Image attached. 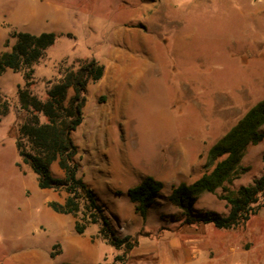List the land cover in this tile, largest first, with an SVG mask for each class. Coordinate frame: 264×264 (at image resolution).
<instances>
[{
	"label": "rangeland",
	"instance_id": "1",
	"mask_svg": "<svg viewBox=\"0 0 264 264\" xmlns=\"http://www.w3.org/2000/svg\"><path fill=\"white\" fill-rule=\"evenodd\" d=\"M61 1L63 13L40 23L21 10L1 23L0 54L15 43L13 33L56 39L35 63L0 75V264H264V206L244 226L218 230L183 225L167 201L172 186L211 171L209 148L264 99V0ZM90 59L104 73L88 83L83 119L71 134L77 176L114 235L136 241L127 252L106 244L98 225L76 234L75 217L48 207L64 192L39 189L15 147L28 118L17 98L25 74L31 70L28 90L44 100L60 71ZM263 154L264 140L246 149L241 167L248 171L231 189L264 173ZM50 171L62 176L56 163ZM146 176L164 188L143 220L126 191ZM220 192L201 193L194 212L227 215Z\"/></svg>",
	"mask_w": 264,
	"mask_h": 264
},
{
	"label": "trees",
	"instance_id": "2",
	"mask_svg": "<svg viewBox=\"0 0 264 264\" xmlns=\"http://www.w3.org/2000/svg\"><path fill=\"white\" fill-rule=\"evenodd\" d=\"M16 39L9 51L0 54V75L7 69L17 72L22 66L35 63L50 47L56 34L42 32L37 35L27 32L13 33ZM25 74L24 87H17L20 108L28 118L18 129L15 138L17 154L23 164L36 175L37 186L41 190L64 192L62 202L50 201L48 207L60 215L75 217L73 229L83 234L88 225H98V235L109 246L124 252L132 250L136 241L130 236L118 238L114 235L104 210L94 192L78 178V164L75 161L77 146L71 134L82 122V109L86 103V87L97 82L104 73V67L95 59L78 60L77 67L60 71L61 77L40 100L28 90ZM72 95L67 97L68 90ZM38 115L43 117L40 122ZM264 99L255 103L244 115L220 137L207 152V163L211 171L202 174L192 183L180 182L172 186L167 201L182 215V224L210 225L218 230H235L244 226L263 208L264 173L248 185L231 189L233 181L248 171L241 167L246 149L264 140ZM21 138L26 139V147ZM264 162V154L262 155ZM56 163L61 177H55L50 166ZM164 185L151 176L142 178L126 191L134 212L143 220L148 210L155 205ZM220 189L218 199L225 202L228 213L222 216L216 212H194V204L201 193H215ZM121 259V257H118Z\"/></svg>",
	"mask_w": 264,
	"mask_h": 264
},
{
	"label": "crops",
	"instance_id": "3",
	"mask_svg": "<svg viewBox=\"0 0 264 264\" xmlns=\"http://www.w3.org/2000/svg\"><path fill=\"white\" fill-rule=\"evenodd\" d=\"M63 8H64L63 2L61 0H0V46H2L6 38L4 36V30L1 24L3 21L4 15L8 13L13 14L14 11L21 10V11H25L26 15L30 16L33 23H36V22L40 23L44 21L46 17L61 15L64 11ZM34 27H37V26H34ZM26 32L30 34H34V35L42 33V32H39V30H36V31L27 30ZM255 79H258V78H255ZM244 95H251V94L247 92V94H244ZM226 106H227V103H226V97H225V108ZM190 183H187V184H190Z\"/></svg>",
	"mask_w": 264,
	"mask_h": 264
}]
</instances>
